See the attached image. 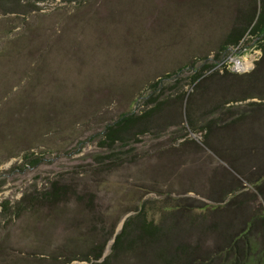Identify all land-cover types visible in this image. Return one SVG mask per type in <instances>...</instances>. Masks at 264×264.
<instances>
[{
  "label": "rangeland",
  "instance_id": "374dc122",
  "mask_svg": "<svg viewBox=\"0 0 264 264\" xmlns=\"http://www.w3.org/2000/svg\"><path fill=\"white\" fill-rule=\"evenodd\" d=\"M258 9L0 0V264H131L111 244L141 202L177 226L185 251L170 264H192L196 240L213 242L191 228L202 202L264 207L230 167L264 162V54L248 23Z\"/></svg>",
  "mask_w": 264,
  "mask_h": 264
},
{
  "label": "trees",
  "instance_id": "16d2710c",
  "mask_svg": "<svg viewBox=\"0 0 264 264\" xmlns=\"http://www.w3.org/2000/svg\"><path fill=\"white\" fill-rule=\"evenodd\" d=\"M248 23L250 35L257 38V46L264 54V0H259L256 17L254 20L251 18ZM237 37H234L232 42L236 43ZM259 62L260 60L257 64ZM212 65L214 63H209L204 68ZM190 66L194 72V81L201 75L202 70L196 69L193 64ZM189 106L190 104L187 109ZM143 115H146V112L142 115H122L114 126L108 128L107 135L120 131L132 120ZM230 167L253 187L254 192L250 194L254 199L257 198L256 200L260 197L264 205V162L260 160L255 164L239 163L232 159ZM145 203L141 202L138 208L135 207L133 214L126 216L120 230L114 235L111 248L116 250L124 247L131 264H142L144 261L150 264H170L180 254H184L185 245L182 246L178 240L174 221L173 229L171 224H163V220L158 222L154 216H148ZM197 207L207 214L200 220L193 221L194 226L191 228L193 231H199L204 237H209L213 242L206 249L201 247L199 238L196 240L191 253L194 260L192 264H264V207L258 205L253 211L241 209L232 214L228 210L221 211L219 206L204 202L202 206ZM185 256L186 260L180 264H189V258ZM99 258H102L103 263L108 261L107 255L102 257L101 253H98L94 257ZM86 259L89 262L87 264H101L100 261Z\"/></svg>",
  "mask_w": 264,
  "mask_h": 264
},
{
  "label": "water",
  "instance_id": "95a60500",
  "mask_svg": "<svg viewBox=\"0 0 264 264\" xmlns=\"http://www.w3.org/2000/svg\"><path fill=\"white\" fill-rule=\"evenodd\" d=\"M128 214H129V213H128ZM128 214H126V215L123 217V219H124ZM123 219H122V221H123Z\"/></svg>",
  "mask_w": 264,
  "mask_h": 264
}]
</instances>
